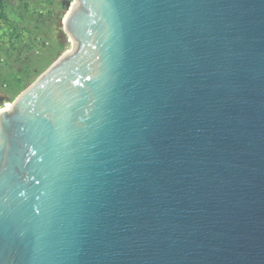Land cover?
<instances>
[{
  "label": "water",
  "instance_id": "1",
  "mask_svg": "<svg viewBox=\"0 0 264 264\" xmlns=\"http://www.w3.org/2000/svg\"><path fill=\"white\" fill-rule=\"evenodd\" d=\"M63 25L0 109V264H264V0H73Z\"/></svg>",
  "mask_w": 264,
  "mask_h": 264
},
{
  "label": "rangeland",
  "instance_id": "2",
  "mask_svg": "<svg viewBox=\"0 0 264 264\" xmlns=\"http://www.w3.org/2000/svg\"><path fill=\"white\" fill-rule=\"evenodd\" d=\"M72 4L73 0H0V109L71 50L63 21Z\"/></svg>",
  "mask_w": 264,
  "mask_h": 264
},
{
  "label": "bare ground",
  "instance_id": "3",
  "mask_svg": "<svg viewBox=\"0 0 264 264\" xmlns=\"http://www.w3.org/2000/svg\"><path fill=\"white\" fill-rule=\"evenodd\" d=\"M11 106V104L10 103H7L6 105H5V107L4 108H1V109H7V108H9Z\"/></svg>",
  "mask_w": 264,
  "mask_h": 264
}]
</instances>
